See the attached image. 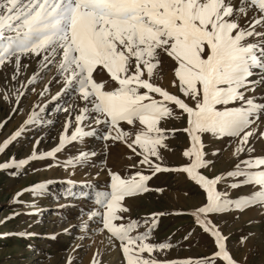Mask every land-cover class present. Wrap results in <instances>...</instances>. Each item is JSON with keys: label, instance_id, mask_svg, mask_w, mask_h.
I'll return each mask as SVG.
<instances>
[{"label": "snow or ice", "instance_id": "1", "mask_svg": "<svg viewBox=\"0 0 264 264\" xmlns=\"http://www.w3.org/2000/svg\"><path fill=\"white\" fill-rule=\"evenodd\" d=\"M0 106V129L22 116L0 154L31 142L0 171L18 178L48 161L45 169L65 172L15 191L0 225L40 215L38 198L55 201L62 222L61 211L76 213L59 233L32 224L0 232L26 242L21 264L48 257L27 241L59 235L78 241L64 264H79L89 248L87 264H257V255L264 264V232L241 231L235 248L225 232L229 218L248 212L264 223V0H0ZM222 157L227 167L217 168ZM56 183L60 193L49 190ZM166 193L168 207L140 212L141 201ZM169 217L191 220L175 241V232L156 235ZM193 237L204 238L205 252L171 255L194 247Z\"/></svg>", "mask_w": 264, "mask_h": 264}, {"label": "rangeland", "instance_id": "2", "mask_svg": "<svg viewBox=\"0 0 264 264\" xmlns=\"http://www.w3.org/2000/svg\"><path fill=\"white\" fill-rule=\"evenodd\" d=\"M47 79V76L44 77L43 80L40 81L41 84ZM52 91H56V87L53 86ZM35 98L31 95L24 101V106L27 107L29 102L34 100ZM54 108V104H50L48 106L47 112L45 113V118H48V114L52 112ZM5 106H0V119L5 117ZM62 116L59 119L62 120ZM21 115H13L10 122L7 126L3 129H0V141L11 131L13 130L18 123L21 121ZM59 123L56 125V129L59 128ZM52 134H55V129L52 130ZM30 141L28 145L20 148L16 145H12L6 151L5 154H0V162L5 161L9 156H15L16 158H22L29 152L30 148ZM53 146V141L51 136L42 143L41 147L47 150ZM71 151V149H70ZM113 162V157H109V163ZM48 161L43 162H32L29 166H26L25 169L22 170V175L18 178H12L7 175V172L0 171V220L3 219L4 216L8 215L9 212L12 210L9 206V201L13 193L27 185H30L35 182H41L46 179H53L57 180L60 178L65 177V172L62 169L54 168V169H45L44 165L47 164ZM227 167L226 160L224 157L221 158L220 161L217 162V168L220 167ZM39 169L36 172H32V169ZM95 172V169H93ZM83 178V174L81 172H77L76 175L72 176L71 179L74 181H80ZM100 180L104 179L103 173L101 174ZM169 182L175 184L176 181L173 178H168ZM155 184H160L161 181H154ZM64 186L60 185L59 183L53 184L49 186L50 191H54L56 193H60ZM246 189H241L239 192L233 191L230 193L232 196H236L239 194L245 193ZM171 196V193L165 194V199H161L159 202L153 203L152 198L150 197L148 200L141 201L139 203V210L141 213H145L148 211H152L154 209L165 208L169 205L165 202V200ZM22 199L26 202H31L33 199L29 194H25ZM65 199L63 197L60 198L59 203H65ZM37 204L43 209H46L38 216H26L21 215L8 221L7 223L0 225V232L14 230L18 231L22 228L27 227V225L32 224L31 228H28L31 232L43 234H51V233H59L61 228L68 227V224L76 223L75 216L76 213L74 211H61V214L67 217V222H62L60 217L57 216L55 213L60 211L56 209V202L53 201L51 198H38ZM249 218L253 219V224L249 227L247 225V220ZM257 216L256 213L248 212L245 215L241 216L238 220L231 221L229 218L230 223L229 227L225 229V232L231 231L232 237L229 241V246L235 248L236 240L238 238V234L241 231H256L258 233L264 232V223H256ZM38 221V223H36ZM191 226V220L189 217H169L163 219L160 223L159 232L156 234L160 239H163L165 236L169 235L170 233L175 232L176 235L173 236V241L179 239L184 232ZM197 238L193 237L191 241L194 244V247L190 249H185L181 247L171 253L172 256L178 257H186V256H197L206 251L204 247L205 241L203 237L199 238V243L197 244ZM78 241H74L72 236L66 235H59L56 240H49V239H41L39 236L30 239L27 243L33 244L37 249H39L43 253H47L48 257L42 259V264H64V257L66 255V250L69 246L73 243ZM26 242L20 239H8V240H0V264H21V262L17 259V257L21 254L24 248V244ZM85 243H90V241H85ZM95 247V245L93 246ZM92 251V248H89L87 252L80 251L78 253L80 259L79 264H87L88 261V254ZM244 252V249L241 248L239 254L234 252V255H239ZM25 257L28 254L24 253ZM7 257H11L8 259ZM31 259H41L40 257H32ZM106 260H114L115 257H105ZM250 259H254L257 264L261 257L257 255L256 257H250Z\"/></svg>", "mask_w": 264, "mask_h": 264}]
</instances>
